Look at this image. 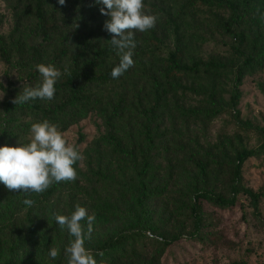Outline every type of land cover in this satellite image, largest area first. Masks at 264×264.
<instances>
[{
    "label": "rangeland",
    "instance_id": "rangeland-1",
    "mask_svg": "<svg viewBox=\"0 0 264 264\" xmlns=\"http://www.w3.org/2000/svg\"><path fill=\"white\" fill-rule=\"evenodd\" d=\"M76 4L75 0H65L64 5L58 0H50V10L57 6L61 11L69 10L68 16L74 21L70 27L72 31L89 19L90 9L95 7L94 0L85 6H74ZM144 4L145 10L158 19L154 28L135 32L134 66L119 80L100 89L95 95L97 101L84 119L67 130L58 127L64 138L76 145L81 153L78 178L70 181L64 189L50 193L51 197L45 203L32 207L30 219L28 208L21 201L29 194L9 191L0 182V212L5 211L7 198L18 204L16 212L9 214V220L0 222V264H67L64 248L73 237L67 229L58 226L53 214L69 215L77 204L85 207L89 215H95L90 247L118 236L135 223L138 211L130 189L134 181L131 161L119 158L117 152L101 139L106 135L107 117L116 111L117 134L126 141L131 136L142 144L140 133L144 120L141 112L152 102L147 75L150 69H159L170 52L176 51L175 19L179 21L183 35L187 64L193 61L221 62L237 68L234 48L238 42L225 28L228 13L205 5L187 10L183 7V0H144ZM13 5V0H0V33L7 37L16 29ZM26 5L22 1L24 9ZM101 7L103 5L96 8L97 24L76 36L72 57L83 35L91 34L92 29L96 35L91 36V47L96 42L104 45L112 38L103 28L109 17L100 13ZM33 27L34 18L30 11L16 41L28 45L29 40L34 46L41 43V38L32 32ZM59 46V39L50 41L41 51L44 61L40 63L48 64ZM72 57L55 67L62 72L65 68L69 71ZM118 58L116 52L110 61ZM30 75V72L8 68L0 58V139L11 133L4 112L10 101L5 89L12 84L22 91L23 87L29 86ZM41 81L40 76L38 84ZM182 84L189 91L168 94L154 125L158 139L153 152V197L145 207L149 221L159 229L156 233L159 237L155 235L149 237L155 241L137 244L138 263L150 264L153 255L162 252V236L171 240L183 234L178 243L162 253L160 264H231L235 261L264 264V222L255 216L251 199L246 195L238 196L236 205L230 209L201 202L207 231L218 237L214 241H197L188 235L194 231L188 218L195 205V193L205 188L216 195H229L232 184L229 170L236 164V154L244 148L258 150V153L244 164L242 184L254 192H264L262 137L247 126L264 127V67L245 76L238 89L233 71L210 72L204 69L184 76ZM237 95L239 103L235 106L232 98ZM14 116L17 124L32 121L27 114ZM30 139L31 132H28L18 141L28 143ZM10 144L0 142V147ZM259 207L264 218V197ZM82 224L87 227L86 221ZM52 247L60 250L56 259L48 254ZM126 255L128 257L129 253ZM120 264H126V261Z\"/></svg>",
    "mask_w": 264,
    "mask_h": 264
},
{
    "label": "trees",
    "instance_id": "trees-1",
    "mask_svg": "<svg viewBox=\"0 0 264 264\" xmlns=\"http://www.w3.org/2000/svg\"><path fill=\"white\" fill-rule=\"evenodd\" d=\"M22 1L27 4L26 9L22 7ZM183 1V7L187 10H191L197 5H205L216 7L229 14V20L225 28L228 35L238 42L237 47L234 48V56L238 61L237 68L234 69L221 62L204 63L202 61H193L192 64H187L184 61L186 48L181 28L178 24L179 21L172 19L175 26L176 51L168 54L167 59L163 61V65L159 69L156 71L150 69L148 72V84L151 88L152 102L147 109L142 108L141 112L144 120L140 133L142 144L138 142V139L131 136L126 141L117 134L116 111L107 117L106 135L101 140L112 151L117 152L116 154L119 158H126L131 161L134 181L131 182L130 189L134 195V203L138 215L134 219V224H130L121 234L108 239L104 243H98L90 247L89 240L85 241V246L93 252L94 258L99 264H120L124 260L126 264H139L136 256L137 244L146 242L149 237H156V233L159 232V229L149 221L145 206L146 202L153 197V152L158 139V131L154 130V125L158 120V113L164 108L166 96L178 91L188 92L189 90L182 84L183 77L198 73L204 69L210 72L233 71L235 86L238 89L242 85L245 76L253 75L264 67V0ZM13 2L16 29L9 37L0 33V58L10 69L30 72L29 86L32 87L38 85V78L41 75L35 66L44 61L41 51L47 48L50 41L57 38L60 42V46L56 49L52 58L47 61L48 64L56 66L72 57V46L76 42V36L82 31L86 32L89 26L97 24L99 21L96 14L98 5H95L94 8L90 9L89 19H86L84 23L72 31L70 27L74 21L68 16L69 10L66 12L61 11L59 6L50 10V0H13ZM75 2L77 4L74 6H85L91 0H75ZM30 11L34 18L32 32L41 38V43L35 46L29 40H27L28 45L16 41L19 35L18 32H21V28L24 26ZM95 35L96 33L93 29L91 34L83 35L79 48L72 57L70 70L62 75L55 85L54 99L50 101L36 99L23 105H15L12 100L22 91L15 89L12 84L5 89L10 101L5 106L4 112L8 122L7 128H11V133L1 137V144L11 142L9 146H19L18 139L30 132L33 123L42 122L43 120H48L63 130L69 129L87 116L88 110L97 101L95 95L99 93L102 87L119 80V78L114 79L111 76L113 67L118 65L120 59L110 61L117 51L111 46L110 41L104 45L101 42H96L97 44L91 47V36L94 37ZM232 101L237 106L239 96H234ZM19 113L29 115L32 121L17 124L14 115ZM247 126L260 133L262 137L260 148L264 151V127L253 124H248ZM22 144L26 143L22 142ZM257 153L258 150L244 148L236 154V164L231 166L229 170V176L232 180L230 185L231 195L224 193L216 195V193L210 192L205 188L195 193V205L191 208L190 217L188 218L191 220L194 230L188 234L191 238L197 241H204L205 239L214 241L218 237L217 235L209 234L207 231L209 228L205 224V218L202 215L201 202L214 203L222 209H230L236 205L238 196L246 195L251 199L255 216L264 222L259 207L260 201L264 197V192H254L245 188L242 184L244 164L255 157ZM79 162L74 165L77 173L79 172ZM69 182L54 183L41 194L28 193L29 195H24L21 199L22 202L25 198L35 201L32 206L26 205L28 218L32 214V207L40 205L41 202L45 203L46 199L51 197L50 193L64 189L69 185ZM16 205L18 206L15 200L6 199L5 208L3 209L5 211L0 212V222L9 220V214L17 210L15 208ZM183 237L184 235L181 234L171 240H166L165 236H162L164 246L162 252L153 255V261L150 264H160L162 253L168 247L178 243ZM149 241L153 242L155 240ZM156 242L160 246L162 245L157 240ZM98 251L104 253L103 257L96 255ZM127 253H129L128 257H126ZM142 263L145 264L146 262ZM231 264L248 263L235 261Z\"/></svg>",
    "mask_w": 264,
    "mask_h": 264
},
{
    "label": "clouds",
    "instance_id": "clouds-1",
    "mask_svg": "<svg viewBox=\"0 0 264 264\" xmlns=\"http://www.w3.org/2000/svg\"><path fill=\"white\" fill-rule=\"evenodd\" d=\"M58 2L65 4V0ZM95 5H103L100 13L109 17L103 28L111 34L110 44L120 57L111 71L112 78L117 79L134 66L135 32L154 28L158 18L145 10L144 0H94ZM35 68L42 77L41 83L23 87L12 100L13 104L54 99L56 83L68 72L67 68L62 72L44 63ZM30 132V142L0 147V182L9 191L41 194L54 183L75 181L78 177L74 165L82 158L77 146L69 143L58 126L48 120L33 123ZM23 203L32 206L35 201L25 198ZM53 216L58 226L67 229L73 237L64 248L67 264H98L93 252L85 246V241L91 239L95 215H89L85 207L77 204L69 215L54 213ZM82 221L87 222L86 228ZM48 254L56 259L60 250L52 247ZM96 255L103 257L104 253L98 251Z\"/></svg>",
    "mask_w": 264,
    "mask_h": 264
}]
</instances>
